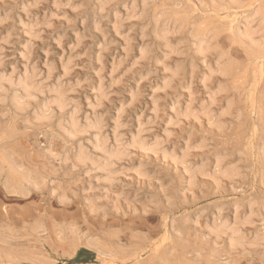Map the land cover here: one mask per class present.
Returning a JSON list of instances; mask_svg holds the SVG:
<instances>
[{
	"label": "rangeland",
	"instance_id": "374dc122",
	"mask_svg": "<svg viewBox=\"0 0 264 264\" xmlns=\"http://www.w3.org/2000/svg\"><path fill=\"white\" fill-rule=\"evenodd\" d=\"M94 1L100 2V0H0V18H1L0 20L2 21L0 22V44H1L0 48L1 50H3L2 52L4 53L3 54L1 52L2 54L1 57L3 56L4 58H1L3 61L2 62L3 64L0 69V72L4 71V73H10L9 71H12L13 69L12 66H14L15 70L17 69L15 71V74L17 75L18 72H19L18 74H21L22 71H24L23 68L27 66H28L27 68L29 67L31 68L32 66L36 65L34 67L38 69L37 73L38 72L40 73V71H42L41 72L42 74L38 73V76L36 77V79H39L41 80L40 82H42L43 80L46 79L44 75L47 76L46 74L47 70H45V67H47V65H52L54 66L53 67L54 71L52 72L53 74L51 75V78L53 81L51 80L50 77H49L50 80L48 79L47 83H45L46 80L43 81L44 88L45 86L46 88H49L50 85L51 86L54 85L56 81L58 80V78H59L58 83H60L62 86L65 85L63 87H65V89L67 90L68 89L70 90L71 87L75 88V85L77 84L78 87L76 86L77 87L75 88L76 91H74L75 89H71L74 92L70 90V93H69L68 92L69 90H68L67 96H69V99H73L74 101L76 100V102L79 101L78 104L81 107L80 108L81 114H79V119L81 122L84 120V119L82 120V118L85 117L83 116L85 115L84 113H87L86 115H92V116L93 114H96V115L98 114L99 116H103L104 126H105L103 131L109 137V139H112V136H113L112 129H114L115 124L119 118L121 125L123 124L124 126V123H125L124 127L121 126L124 129H121L120 131L123 132V133L121 132L122 135L125 134L124 139L128 140V138L131 137L130 135L136 133L135 129L139 127L138 124L140 123L141 120H142L141 125H143L144 122L146 123V121L150 119L148 120L149 124L147 123L146 125L144 123L143 125L146 128V129L144 128L146 130V133L150 131L147 133L148 134L147 135V134H144L145 133V130H144L143 132L144 139L148 137L147 141L148 140L152 141L155 139V137H157L156 139H159L161 141V138H162V140L164 141L162 143L164 144L163 145L161 144L160 145L161 148L159 147L157 151H154L156 152L157 156L155 154L153 155L154 152H151L152 154L149 153L143 156L140 154L135 155L132 153L131 156L132 157L134 156V158L130 156V160H129L130 162L126 161L127 164H124L125 162L123 161L122 163H120L121 161L118 162L119 165H117L116 168L117 169L120 168L119 170H121L122 167H123L122 169L126 168L127 170L125 169L126 170L125 172H127V174L123 172L121 174L122 176L119 175L118 177L115 178L116 181L114 180L112 182H109L108 184V182L106 183L104 176L101 173L95 172L93 170L91 171L92 173H90V169H88L86 166L80 165L78 161H75L76 158L74 157H76V155L75 154L73 155V153H76L78 142L76 140H72L73 141L72 142L70 140H64L60 138L58 135V131H55L57 129L55 130L53 129L56 127V123L54 122L47 123V124L38 123L32 117L33 113L31 116L32 118L30 117L31 115L30 112H33L31 110H28L30 112L27 111L25 113H20L21 116L17 117L16 115L18 114V112L14 111L13 108L9 106L10 105L9 103L6 102L7 104L6 103L1 104L0 105V149L7 151L8 155L9 154L12 155L11 158L13 157L12 159L16 165L20 167L22 164V167L20 168L26 171L28 170V172H31L32 174L29 173L30 175L29 174L28 175L31 176V179L33 182H35L36 184L38 183L37 185H39L40 182H42L41 184L43 185L42 186L39 185L40 187L38 186V189L35 190V192H33L32 190L31 191L32 195H28L25 197H19V199H16V200H6L0 197V229H2L0 231L1 232L0 234H4V236L0 235V239L3 238L2 240L4 242L6 241L4 243L1 240L2 242H0V247L2 248H0V253L5 254V251L6 253L11 252L10 254L18 258L19 261L17 264H23L25 261L26 262L24 264H37V263L39 264L41 262L42 264L43 262L44 264H107V263L108 264H122V263L123 264H126V263L127 264H139V263L143 264L144 261H145V264H147L150 262L149 261L150 258H151L152 264L153 263L154 264H158V263L159 264H171V263L172 264H185V263L188 264L189 261H190L189 264H193V263L194 264H204L205 262H206L205 264L207 263L211 264L210 260L212 264H215V263H218V264H229V263L230 264H264V258H263L264 257V251H263L264 247H259L258 245L256 246V248L251 247V249L248 250L249 247L230 246V244L227 243L229 242L228 236H225L224 238L222 237L223 239L214 238V236L212 235L213 233L211 232L212 233L211 234L210 232H208V229H207L212 226L213 224L212 219L218 221L221 218L224 220H229L231 222V220L233 219L232 214L234 210L236 209L234 204L237 205L236 207L240 208L239 209L240 213L242 216H244L248 211L246 209H248L250 202L252 203L255 200L256 201L260 200L261 202L262 201L264 202V197H263L264 196V187H263L264 183H262V181L264 182V172H263L264 171V164H263L264 156H263V150H262L263 149L262 145H264V142H263L264 140V137H263L264 135V128H263L264 126L263 117L264 116L263 115L264 113L263 112L264 111L262 110L264 109L262 108L264 107V104H263L264 101H263V97H261L263 96L262 93H264L262 92V90L264 89V83H262L264 82V79H263L264 71L260 72L261 70L260 68L263 67L262 64H264V62L260 60H259L260 62L259 61L257 62L256 60H254L255 61L254 62L252 58H249L247 56L246 47H244V45L239 43L237 40L236 41L239 44L236 45L237 42L232 40L233 33L238 32L239 30L241 31L242 30L241 27H245L247 24H250L249 22H256L254 23V25L253 24L251 25L253 29H255V27L258 26V23H259L257 22L258 19L256 18V15H253V13H256L254 11H257L259 7H264V4H262L264 0L262 1L260 0L243 1L242 0V3L247 2L248 4L241 3V5L238 7L231 6L227 0H223L225 1L224 4L222 1L221 3L216 4V5L215 4L212 5L211 3L205 0H204V3L201 0H195V1H198L197 3L194 0H176V1L175 0L173 1L172 0H145V1L144 0H133L132 2L131 0H122V1L119 0L118 2L117 0H115L113 1L114 3H110V4L106 3L107 0L106 1L103 0L102 2H100V4L99 2H97L99 6L95 5L96 3H93ZM141 1H142V4H143V1L145 2L144 9L147 7L149 8L150 6L154 7L155 5L157 8L154 7L151 10V7H150L149 9L152 12L149 11L148 8L145 10H143L142 8V14H140L141 7L143 6V5L141 6ZM91 2L93 5L90 4ZM176 2L178 3L176 4ZM257 2H259V5ZM87 3L93 8L92 10H91V7L89 8V6H87ZM146 3H149V6L148 4L146 5ZM161 3L162 5H164L163 7ZM167 3H169V5ZM201 3L204 6L203 8L201 7ZM174 4H175V8L173 6ZM256 4H257V8H256ZM129 5H130L129 9L131 10L127 9ZM220 5H221V8H218L220 7ZM112 6H114L115 8L114 7L112 8ZM123 6L125 7V9ZM165 6H166V9L164 8ZM98 7L99 9L102 7L101 8L102 10H99ZM105 7H106V10H105ZM254 7L256 10L254 9ZM108 9H111V10H108ZM123 9L126 11H123ZM174 9L176 10L173 11ZM115 10L116 11L118 10L117 12L119 13H117ZM146 10L148 11V13H146ZM153 10L154 12H159L158 10H160V12L163 10L165 12L172 10L168 13H177L178 15H182L183 17H185L184 19L187 23L186 29H184L183 32L182 31L179 32L177 27H174L172 24H168L167 28L170 31V34L168 35L169 37H167V40L165 41V39L162 37L160 33L162 25L161 24L158 25L159 27L156 28L157 30L154 28L155 26H154V23L152 22V16L154 14ZM239 10H241V12L248 10L246 12L248 13V16L245 12L240 13ZM131 11L132 12L134 11L133 13L135 15L132 14ZM199 11H200V14H199ZM218 11L220 14H217ZM5 13L7 14L5 15ZM81 13H84L83 17ZM101 13H103L102 16H101ZM138 13H139V16H136L138 15ZM201 13H203L205 16ZM108 14L110 17L108 16ZM118 14H121V15H118ZM183 14H186V15H183ZM3 15L6 18L3 17ZM88 15L90 16L93 15V16L90 17ZM145 16L147 17V19ZM114 17H116L115 20H114ZM130 17L131 18L137 17L136 21H134L135 20L134 18L132 20ZM140 17L144 18L143 22L142 20H140L142 19ZM250 17H252L253 19L256 18L257 20L255 19V21H253V19H251ZM9 18L11 19L9 20ZM3 19L4 21L5 19L7 21L4 22ZM99 19L101 21H99ZM218 19H219V22H217ZM241 19H246L243 21L244 22L246 21L247 24L244 25L245 23L243 22L244 23L243 24ZM250 19L251 21H249ZM84 20L85 21L87 20V22H85ZM149 20L151 21L149 22ZM200 21L201 22L203 21V22L201 23ZM236 21L237 22L239 21L238 26H237ZM83 22L84 24H82ZM204 22L205 24H203ZM220 23L223 24L224 26H222ZM233 23L234 25L232 26ZM94 24L95 26H97V28L96 27L93 28ZM208 24H210L208 27H214V28L217 27L218 30H220V32H218L220 33L218 34L220 35L219 36L220 38H218L220 41L217 39L216 43L217 45L219 44L220 46H223V47H220L218 45L229 56L232 62L231 69H233V71H236L235 75L234 73L233 75L231 73L229 76L225 78L223 76H221L220 78L221 74H219L220 72L217 70V68L218 66H220L221 62L218 61L217 59L218 56H217V53H215L216 51L209 52L211 54L210 55L211 57L208 55L209 53L203 54V57H202V55L200 54L198 55L196 51L197 50L195 47L196 44L193 41H190L191 37L189 36L191 35L189 34H191L193 30L199 27V25L201 27L202 26L206 27ZM135 26H136V29H133L135 28ZM121 28L123 31L121 30ZM95 29L96 31H94ZM97 29L100 31H98ZM226 29L227 31H225ZM230 29L232 30V32ZM116 31L117 32L119 31V33L117 34ZM26 33H29V34H26ZM30 33H31V36H29ZM222 33L223 35H227V37L225 36L226 37L225 40H224V36H222ZM8 34H10L9 37H7ZM100 34L101 36H99ZM129 34L130 36L135 35L136 37L135 36L130 37ZM179 34L181 35L179 36ZM76 35L79 38H77ZM105 36L107 38H105ZM6 37H7V40L5 41ZM103 37L105 39H103ZM138 37L140 40L138 39ZM176 37L177 38L179 37L180 39L179 38L177 39ZM77 39H79V42H77ZM131 39L134 43L130 42ZM3 40H4V43H3ZM157 41L159 42V44L157 43ZM232 41L234 42V44L232 43ZM147 42L150 45H148ZM230 42L234 46H231ZM165 43H168V44H165ZM178 43L180 44L178 45ZM138 45H140V47ZM159 45L161 46V48ZM24 46L25 47L29 46L30 48V55H27L29 58H27L26 54L23 53V51L25 50V48L23 49ZM127 47L129 48L127 49ZM140 48H143V50L144 48H148V51H147L148 53L145 54L147 55V57H145L142 54V49ZM169 48L171 49L174 48V49L171 50ZM168 49L171 50L172 52L169 53ZM228 49L229 51H227ZM130 50L131 51L134 50V52L132 51L131 53ZM182 50L183 52H181ZM139 51L141 52L139 53ZM191 52L194 53L192 54L194 57L190 55ZM212 52L214 55L212 54ZM229 52L232 54H230ZM149 53H150V56H149ZM140 54L143 55L144 57L143 59ZM164 54L165 56L168 57V59L167 57H164ZM177 55L180 56L181 58L177 57ZM23 56H26L27 59ZM139 56L141 57V59ZM241 56L243 60L240 58ZM174 57H176L177 59ZM68 58L69 60H71L70 61L71 64L69 65V69H68V72L70 73L66 74L69 76H66L64 75L62 67L69 61ZM162 58L163 60H161ZM136 59H139L137 63H136ZM149 60H151L150 61L151 63L149 62ZM244 60L246 62L248 61L249 64L251 63V65L252 64L253 65L250 67L248 62L246 63ZM250 60L252 62H250ZM165 61H168V62H165ZM213 61L214 62L217 61L216 63L218 65H214L215 63ZM243 61H244V65H242ZM25 62H27V64ZM188 64L191 67L187 66ZM203 64L205 65L204 67L206 68L202 66ZM207 64L210 66V67L208 66L209 67L208 70L209 69L214 70V71L210 70L212 73L215 71L216 73L219 72L217 74L213 73L211 75L210 83H208L209 86H207L208 84H206L205 82H202V77H201V76H204V77L207 76L208 73L210 72V71L209 72L207 71ZM254 64L256 66L258 65V67H256ZM9 65H11V67ZM172 66L174 68L177 66L179 68H182L183 66L182 69L183 70L185 69V70L184 71L182 70L181 73L178 74V77L176 76L175 78L170 79L171 75L170 73H168L167 70L168 69L171 70L173 68ZM186 66H187V69L184 68ZM254 66L256 69L254 68ZM166 67L167 68L169 67V68L167 69ZM189 68L193 69V71L189 70ZM245 68L248 69L249 71L245 70ZM251 69L253 70V72ZM254 70H255V73H254ZM164 71L165 73H163ZM200 71H204V72H200ZM233 71L231 70V72ZM190 72L194 74H190ZM237 74L238 76H236ZM181 75H182V78H181ZM187 75L189 76L187 77ZM196 76H199V77L197 78ZM16 77L17 76H15V78ZM233 77L235 78V80L231 82L232 79H234ZM239 77H242V78H239ZM60 78H62L64 81H62V79L60 80ZM188 78L190 80H188ZM101 80L103 81V83ZM256 80L258 81V83H256L257 82ZM61 82L62 83L64 82L65 84L64 83L62 84ZM98 83L99 84L102 83L104 85L103 86L104 98L101 97L100 99H98L99 93L97 94L95 92V91L98 92V89L96 87V86L98 87L100 86ZM164 83L166 84L168 83V84L165 87H163ZM187 83H189V85L191 86H189ZM239 83H241L240 87L238 86ZM48 84H50L49 87H47ZM215 84L216 86H214ZM224 84H225L226 89L222 93L220 92L223 95H219L220 93H218L217 94L219 96L218 97L215 94L217 96L215 98L216 102L217 101L218 102L214 104L215 106L213 105L210 107L209 105L210 99L208 98H210L212 93H215V91L217 93L218 87L220 85L224 86ZM157 85L160 87H158ZM232 85L236 87L238 86L237 89L238 88L240 89H238V91L237 90L235 91L234 89H236V87H233ZM188 86H189L191 93L188 89L187 90L189 92L186 90ZM201 86H206V87L203 88ZM231 88H232V91H231ZM167 89H170L171 91ZM258 89L261 91V93L260 91H258ZM192 90L195 92H193ZM204 90L205 92H203ZM212 90L214 92H212ZM209 91L211 95L208 93ZM71 92L73 94H71ZM236 92L239 94H236ZM161 94H163V96ZM257 95L258 96L261 95L259 96L260 101L257 100L259 99ZM44 96L43 98L45 99ZM50 96L48 95L46 96V98ZM251 96L252 97L254 96L253 97L254 99ZM192 97L195 98V99L193 98L192 111L196 114L197 117L190 116L191 118L187 117L188 119L187 118L185 119L184 116L181 117V115H183V112L185 111V106L188 105ZM173 98H175L176 100L175 99L173 100ZM153 99L160 101L159 104H157L158 101L156 102ZM92 100L96 101V103H94ZM152 100H153V103L157 104L158 106L154 105L151 102ZM228 100L232 101L230 107H232L233 109L230 108L229 111L226 112V114L224 115L225 117L220 116L221 112L225 110L226 108L225 105L227 104L225 102H227ZM98 102L101 103L102 105L101 104L99 105ZM198 102L199 104L202 102L205 104L204 110H208L209 107L211 108V111L209 112V116H207L208 115L207 113L205 116H202V112H200V106L204 104L202 103L198 107ZM251 102L255 104H252ZM90 103L93 105H91ZM174 103H175V108L179 107V112L181 114L179 118L174 117V110H171V109H174ZM95 104L99 105L97 106L100 108L99 110H97L98 108L94 106ZM86 105L89 107L91 106L90 111H89L90 108L86 107ZM233 105L235 106L233 107ZM155 106L157 108L154 109ZM206 106H208V109ZM10 108L13 110V112L12 110L10 111ZM259 108H260V111L258 110ZM94 110L95 112H93ZM5 111L8 112L7 115ZM219 111L221 112L218 113ZM121 112H122V116L118 117L121 114ZM256 112H258V114H256ZM13 113L14 114L16 113V115H13ZM153 113L154 114L157 113L156 115L157 116L159 115L160 117H157L155 115L157 117L156 118L155 116H153L154 115ZM170 113H172L173 115H171ZM2 115H6V116H2ZM25 115H27L28 118ZM11 117H13V119ZM153 117H155V119H153ZM8 118H9V121L11 120L10 122L8 121ZM183 118H184V121L182 122V120L180 119H183ZM14 119L15 121H13ZM23 119L25 120L23 121ZM27 119L28 121H26ZM138 119L140 120L138 121ZM5 120L7 121L5 122L7 124H3ZM168 120H172V123L171 121L169 122ZM259 120L261 121L263 125H261ZM22 121L25 123L27 122V123L23 124ZM33 121H35L36 123ZM167 121L172 125H169ZM216 121L217 123L215 124ZM14 122H16V125ZM8 123L11 124L9 128L6 126V125H10ZM34 123L37 125V128ZM112 123L114 124V126L111 125ZM32 124L33 126L35 125V127H32ZM47 125L48 127L49 125H52V126L48 128ZM13 126H15L14 127L15 129H13ZM44 127L45 128L47 127V129H45ZM11 128H12V131H11ZM40 128L41 130L42 129L45 130L48 134L44 132L43 130L42 131L39 130ZM125 128L126 129L128 128V130H125ZM250 128L252 131L255 128L256 130L252 132ZM259 128L261 131L259 130ZM109 129L112 131L109 132ZM163 130L165 131L169 130L167 131L169 132L167 133L169 135L166 134L167 135L166 136L165 135L166 132L165 131L162 132ZM39 131L43 133H40ZM8 132H10V135ZM51 132H52V135H51ZM249 132L252 135L248 134ZM1 133L4 134L6 137L4 135L2 137ZM54 133H56L55 135H57L58 138H56L57 136L54 137L55 136L53 135ZM253 133H254V136H253ZM42 134H44V136L47 134L45 136L46 138L48 137H53V138L46 139L45 137H43L42 139V136H43ZM163 134L165 136H163ZM145 135L147 137H145ZM59 138L62 139L63 141L62 140L60 141ZM45 140H49V141H45ZM247 140H248V143H246ZM75 141H76V144L74 143ZM151 141L150 143L152 144L153 141L152 142ZM61 142H63L64 145H62ZM259 142L261 143L263 142V144L260 145ZM44 143L46 144L44 145ZM187 145L190 147L189 148L190 150L188 149V152H187L189 154L186 160L182 162L181 160H179L181 159V157L178 158V156H180L181 153L186 150L185 147ZM255 147H257V149ZM47 148L48 150H50L49 154L51 155L48 154V151L46 154ZM161 149L165 152L166 150L168 151L166 152L167 156L170 155L171 153V152L169 153L170 150L175 151V156L177 160L180 161L178 162L176 160L177 161L176 163L180 164L182 162L180 164L182 166L180 167L176 163L174 164L173 161L169 162V160L171 161V159L166 158L167 156L165 157L166 158L165 160V158L163 157L164 155L161 156L162 154L161 152H163ZM179 151H180V154H179ZM64 152H66V154ZM17 153H19L20 158H22V160H19L20 158ZM252 154H254L255 156ZM260 154L262 155L260 156ZM64 155L65 156L67 155L68 157L67 156L65 157ZM73 158L75 160H73ZM218 158L224 159V163L221 167L216 166V161ZM16 160L20 163H16L17 162ZM245 160L247 161V163L245 162ZM139 161H141L140 164L138 163ZM203 161H204V164L207 165V172H209L208 174H205L204 176L205 177L209 175L210 176L207 177L206 179L204 177L196 178L194 182L195 185L189 182V179H188V182L194 185L191 187L189 183H186L187 178L190 175L187 174L188 173L187 171L185 172L186 173L185 175L184 171L187 170V167L191 170L196 164L197 165L195 166V168L200 167L201 163L203 164ZM130 163L132 166L130 165ZM137 163H138V166L141 165V163L142 165H144V167L141 165L143 170L145 168L144 170L145 173L143 172L144 175H142V172L141 174L139 173L140 176L141 175L143 176L142 178H140L139 174H137L138 177H136L137 175L135 174L136 173L135 169H136ZM24 164L28 167H26ZM230 164H232V166ZM176 165L179 167H177ZM228 165H230V167L235 166L238 169V174L235 175V178H233L234 177L233 176L232 179L231 178L223 179L225 182L221 180V182L219 183L220 185H218L219 187L218 186L215 187L213 184L215 182L214 181L215 179H213L212 176L215 178L216 177L215 174L218 171L221 173L225 169L224 167L226 166L227 168ZM261 165L263 167H261ZM212 166H214L215 168ZM248 166H249V169H247V171L243 170V168L246 169L248 168ZM130 167L134 168V170L132 169L133 172L130 171L131 169L128 170V168ZM182 167L185 168V170L182 169ZM219 168L221 169V171ZM211 169L214 170L212 172L214 175H212ZM260 170H263V171H260ZM34 174H37V175H34ZM261 174L263 175L262 176L263 179L259 177L261 176ZM33 176L35 180L32 178ZM37 176H39L40 178H38ZM99 176L103 178L100 179ZM13 179H16V177L14 176ZM103 179L105 182L103 181ZM212 180H213V183H212ZM260 182L262 185L260 184ZM173 196L174 198H172ZM257 196H260V197H257ZM60 197L61 199L64 197L63 198L64 200L62 199L63 202H61ZM65 198H66V201H65ZM170 198H172L173 200H171ZM249 199H252V200H249ZM240 200L241 201L243 200L242 203H239L241 202ZM166 202L171 203V204H168V203L165 204ZM243 202L245 203L243 204ZM227 205H229V207ZM233 206H234V209H233ZM215 208L220 210L221 213L216 211L217 209ZM172 220L173 222L175 220V222L173 223L174 224L173 228L171 226L173 225L171 224ZM176 220H177V223H176ZM263 220L262 219L260 220L259 218L256 221H254V223L252 224L253 228H252V225L249 227H246L244 230L245 232L243 233L244 237L249 236L246 238L247 239L249 238V240H251L252 237L254 238V235L256 233H257L256 235L261 234L260 236L264 237ZM35 222L38 224H35ZM255 222L257 223L261 222L262 224L259 223L258 225ZM28 225L29 226L31 225V226L29 227ZM206 225L207 226L210 225V227H206ZM256 225L259 227L256 228ZM40 226L42 229H40ZM166 226L167 228H165ZM170 226L172 230L174 229V227L177 228V229L175 228L176 229V231H174L175 234L173 233L172 230L169 231ZM30 228H32V230ZM11 229L17 234H15L14 232H11L12 231ZM60 229L62 230V234L59 233L61 232ZM255 229L258 231H255ZM36 230H38L39 232L38 231L36 232ZM70 231L72 232L73 235L71 234ZM165 231L169 233L167 234ZM8 232H10V234ZM11 233H14V234H11ZM25 233L28 235H26ZM36 234H38L39 236L37 237ZM178 234L180 235V238L175 236ZM8 236L9 237L11 236V238H9ZM5 237L7 238V240L6 239L4 240ZM95 238L96 240H94ZM91 239H93L92 240L93 243H96L97 241V244H98L97 245L98 247H96L97 251L94 247L91 248V246H89L90 244H88L89 243L88 241H90ZM90 243L92 242L90 241ZM173 245H175V247ZM260 246H264V242H262ZM229 247H232V248L229 249ZM158 248L159 249L161 248L162 250L161 249L159 250ZM258 248L261 250H258ZM231 249L232 251H230ZM242 249H243V252H242ZM261 251L262 253H260ZM164 252H166L168 255H166V253ZM21 253L24 254L25 256L22 255ZM262 254H263V257H262ZM152 255L154 258L152 257ZM224 255L226 258L224 257ZM21 256L22 257L24 256V257L22 258ZM155 256L156 257L162 256V257H165L166 259L168 258V261H165L166 263H162L160 260H156ZM108 258L110 259L108 260ZM196 258L197 259L199 258V260H197ZM143 259H146V260H143ZM27 260L28 261L32 260L33 262L32 261L27 262Z\"/></svg>",
	"mask_w": 264,
	"mask_h": 264
},
{
	"label": "bare ground",
	"instance_id": "6f19581e",
	"mask_svg": "<svg viewBox=\"0 0 264 264\" xmlns=\"http://www.w3.org/2000/svg\"><path fill=\"white\" fill-rule=\"evenodd\" d=\"M103 0H100V2H102ZM106 1V0H105ZM113 1H115V0H107V2L106 3H114ZM119 0H117V2H118ZM120 1H122V0H120ZM133 0H131V2H132ZM145 1V0H144ZM143 1V4H142V1H141V13L140 14H142V8H143V10H145V9H147V8H145L144 9V4H145V2ZM173 1V0H172ZM176 1V0H175ZM195 1V0H194ZM201 1H203V3H204V0H201ZM205 1H208L209 3H211L212 5H216V4H219V3H221L223 0H205ZM228 2H229V4L231 5V6H234V7H238V6H240L241 5V3H242V0H227ZM243 1H246V0H243ZM256 1V0H255ZM260 1H262V0H260ZM259 1V2H260ZM97 2H99V1H97ZM97 2H93V3H96L95 5H98V3ZM100 2H99V4H100ZM126 2V1H125ZM149 2V1H148ZM152 2V1H151ZM163 2V1H162ZM196 3L198 2V1H195ZM259 2H257L258 3V5H259ZM79 3V2H78ZM104 3V2H103ZM124 3V2H123ZM140 3V2H139ZM153 3V2H152ZM178 2H176V4H177ZM180 3V2H179ZM184 3V2H183ZM186 3V2H185ZM189 3V2H188ZM208 3V4H209ZM225 3V1H223V4ZM244 3V2H243ZM242 3V4H243ZM247 2H245L244 4H246ZM85 4V3H84ZM90 4H92V2L90 3ZM120 4V3H119ZM125 4V3H124ZM124 4H122V5H124ZM130 4V3H129ZM133 4V3H132ZM131 4V5H132ZM136 4V3H135ZM134 4V5H135ZM148 4V6H149V3H146V5ZM155 4H156V2H155ZM168 5H169V3H167ZM207 4V3H206ZM210 4V5H211ZM248 4V3H247ZM255 4V3H254ZM262 4H264V1H263V3ZM261 4V5H262ZM93 5V4H92ZM113 5V4H112ZM117 5V4H116ZM115 5V6H116ZM151 5H153V4H151ZM161 5H162V3H161ZM184 5V4H183ZM182 5V6H183ZM227 5H228V3H227ZM82 6H84V5H82ZM87 6H89V8L91 7L90 5H88V3H87ZM99 6V5H98ZM109 6V5H108ZM111 6V5H110ZM120 6V5H119ZM133 6V5H132ZM164 5H162V7H163ZM174 6V8H175V4L173 5ZM180 6V5H179ZM225 6H226V4H225ZM224 6V7H225ZM254 6V5H253ZM94 7V6H93ZM95 7H97V6H95ZM104 7V6H103ZM114 6H112V8H113ZM124 7V6H123ZM129 7H130V5L128 6V8L127 9H129ZM134 7V6H133ZM133 7H132V9H133ZM151 7V6H150ZM149 7V8H150ZM155 8H157L156 7V5L154 6ZM154 7H151V10L154 8ZM159 7V6H158ZM187 7V6H186ZM185 7V8H186ZM198 7V6H197ZM201 7L203 8L204 6H203V4L201 3ZM217 7V6H216ZM230 7V6H229ZM102 8V7H101ZM99 9V7H98V9L99 10H102V9ZM115 8V7H114ZM120 8V7H119ZM118 8V9H119ZM148 8V9H149ZM165 9H166V6L164 7ZM168 8V7H167ZM171 8V7H170ZM173 8V7H172ZM209 8V7H208ZM218 8H221V5H220V7H218ZM233 8V7H232ZM243 8V7H242ZM253 8V7H252ZM256 8H257V4H256ZM93 8L91 7V10H92ZM97 9V8H96ZM124 9H125V7H124ZM123 9V11H126V10H124ZM135 9H136V7H135ZM138 9V8H137ZM205 9V8H204ZM224 9V8H223ZM231 9V8H230ZM251 9V8H250ZM254 9H255V7H254ZM253 9V10H254ZM86 10V9H85ZM105 10H106V7H105ZM108 10H111V9H108ZM107 10V11H108ZM114 10V9H113ZM129 10H131V9H129ZM150 9H149V11H151ZM176 9H174L173 11H175ZM179 10V9H178ZM184 10V9H183ZM186 10V9H185ZM196 10H197V8H196ZM201 10V9H200ZM221 10V9H220ZM219 10V11H220ZM225 10V9H224ZM242 10V9H241ZM241 10H239V12L240 13H243V12H247L248 10H246V11H243V12H241ZM256 10V9H255ZM6 11V10H5ZM4 11V12H5ZM116 11V10H115ZM118 11V10H117ZM116 11V12H117ZM159 12H154V10H153V12H154V14H153V16H152V22L154 23V28L156 29L157 27H159L158 25H162V28H161V35H162V37L165 39V41L167 40V37H169L168 35L170 34V31L168 30V28H167V25L168 24H172L174 27H177V29H178V31L180 32V31H184V29H186V25H187V23H186V21H185V17H183L182 15H178L177 13H168V12H170V11H172V10H170V11H167V12H165L164 10L163 11H161L160 12V10H158ZM180 11H181V9H180ZM189 11V10H188ZM219 11H218V13L217 14H220L219 13ZM251 11V10H250ZM3 12V11H2ZM103 12H104V10H103ZM113 12V11H112ZM128 12V11H127ZM132 12V11H131ZM134 12V11H133ZM132 12V14H134ZM137 12H139V11H137ZM145 12V11H144ZM152 12V11H151ZM177 12V11H176ZM205 12V11H204ZM212 12V11H211ZM225 12V11H224ZM224 12H222V13H224ZM254 12H256V13H253V15H256V18L258 19H256L255 17V19L257 20V22H259L258 23V26L257 27H255V29H253L252 28V24L254 25V23H256V22H249L250 24H247V22L245 21H243V20H246V19H241V21H242V23L244 24V25H249V26H245V27H241L242 28V30L240 31H238V32H234L233 33V39L232 40H234V41H238L239 43H241V44H243L244 45V47H246V54H247V56L249 57V58H252L253 59V61L254 60H256L257 62L260 60V61H263L264 62V36H263V34H264V7H259L258 9H257V11H254ZM86 13V12H85ZM93 13V12H92ZM117 13H119V12H117ZM136 13V12H135ZM146 13H148V11L146 10ZM197 13V12H196ZM206 13V12H205ZM209 13V12H208ZM207 13V14H208ZM229 13V12H228ZM228 13H226V14H228ZM230 13H232V12H230ZM235 13V12H234ZM244 13V14H245ZM7 13H5V15H6ZM82 14V17L84 16L83 14L84 13H81ZM102 14L103 13H101V16H102ZM105 14H107V13H105ZM122 14V13H121ZM121 14H118V15H121ZM144 14V13H143ZM180 14V13H179ZM198 14V13H197ZM199 14H200V11H199ZM201 14H203V13H201ZM225 14V15H226ZM247 14V16H248V13H246ZM65 15V14H64ZM97 15V14H96ZM117 15V14H116ZM123 15H125V14H123ZM126 15H127V13H126ZM135 15V14H134ZM183 15H186V14H183ZM189 15V14H188ZM204 15V14H203ZM209 15V14H208ZM207 15V16H208ZM212 15V14H211ZM230 15H232V14H230ZM236 15H237V13H236ZM77 16V15H76ZM88 16H90V15H88ZM91 16H93V15H91ZM90 16V17H91ZM98 16V15H97ZM108 16H109V14H108ZM115 16V15H114ZM132 16V15H131ZM136 16H139V13H138V15H136ZM205 16V15H204ZM215 16V15H214ZM220 16V15H219ZM235 16V15H234ZM239 16V15H238ZM252 16V15H251ZM1 17H2V15H1ZM3 17H5L4 15H3ZM78 17V16H77ZM90 17H88V18H90ZM110 17V16H109ZM112 17H113V15H112ZM144 17V16H143ZM146 17V16H145ZM149 17V16H148ZM188 17V16H187ZM211 17V16H210ZM218 17V16H217ZM221 17V16H220ZM6 18V17H5ZM96 18V17H95ZM100 18V17H99ZM115 18L116 17H114V20H115ZM131 18V17H130ZM135 20L134 21H136V18L137 17H133ZM133 18H131L132 20H133ZM140 18H142V17H140ZM198 18V17H197ZM201 18V17H200ZM212 18V17H211ZM249 18V17H248ZM251 19H253L252 17H250ZM1 19V18H0ZM8 19V18H7ZM11 18H9V20H10ZM93 19V18H92ZM143 19L144 18H142V19H140V20H142V22H143ZM146 19H147V17H146ZM145 19V20H146ZM149 19H151V18H149ZM196 19V18H195ZM227 19V18H226ZM251 19L249 20V21H251ZM255 19H253V21H255ZM117 20V19H116ZM120 20V19H119ZM138 20H139V18H138ZM137 20V21H138ZM199 20V19H198ZM206 20V19H205ZM204 20V21H205ZM208 20V19H207ZM210 20V19H209ZM221 20V19H220ZM238 20V19H237ZM248 20V19H247ZM3 21H4V19H3ZM5 21H7L6 19H5ZM4 21V22H5ZM85 21V20H84ZM95 21V20H94ZM98 21V20H97ZM99 21H101L100 19H99ZM98 21V22H99ZM131 21V20H130ZM151 20H149V22H150ZM0 22H2L1 20H0ZM12 22H13V20H12ZM85 22H87V20L85 21ZM92 22H93V20H92ZM103 22V21H102ZM101 22V23H102ZM119 22V21H118ZM128 22V21H127ZM189 22V21H188ZM201 22V21H200ZM203 22V21H202ZM201 22V23H202ZM208 22V21H207ZM217 22H219V19L217 20ZM91 23V22H90ZM94 23H96V22H94ZM104 23V22H103ZM120 23V22H119ZM131 23V22H130ZM146 23V22H145ZM190 23V22H189ZM188 23V24H189ZM197 23H199V22H197ZM196 23V24H197ZM200 23V24H201ZM213 23V22H212ZM214 23H216V22H214ZM236 23H237V26H238V23H239V21L237 22L236 21ZM241 23V22H240ZM2 24V23H1ZM13 24V23H12ZM82 24H84V22L82 23ZM93 24V23H92ZM99 24V23H98ZM105 24V23H104ZM132 24H134V23H132ZM137 24V23H136ZM139 24V23H138ZM142 24V23H141ZM203 24H205V22L203 23ZM211 24V23H210ZM210 24H208L206 27H201L200 25H199V27H197L195 30H193L192 32H191V34H189V35H191V36H189V37H191L190 39V41H193L195 44H196V51H197V53H198V55L200 54V55H202V57H203V54H208L210 51H213V52H215V53H217V56H218V61H220L221 62V64H220V66H218V68H217V70L220 72H217V73H219V74H221L220 75V78H221V76H223L224 78L225 77H227V76H229L231 73H232V75H233V73H234V75H235V72L236 71H233V69H231V60H230V58H229V56L227 55V53H225L224 52V50H222V48H220V47H223V46H220L219 44V46L217 45V43H216V40L218 39V38H220L219 36L220 35H218V34H220V33H218V32H220V30H218V28L216 27V28H214V27H208ZM221 24V23H220ZM223 24H224V22H223ZM223 24H221L222 26H224ZM86 25V24H85ZM84 25V26H85ZM97 25V24H96ZM120 25V24H119ZM124 25V24H123ZM127 25V24H126ZM228 25V24H227ZM234 25V23L232 24V26ZM242 25V24H241ZM11 26V25H10ZM128 26V25H127ZM131 26V25H130ZM146 26V25H145ZM229 26V25H228ZM24 27H25V25H24ZM92 27V26H91ZM97 28V26H95V24H94V26H93V28ZM99 27V26H98ZM101 27V26H100ZM115 27V26H114ZM121 27V26H120ZM133 27H134V25H133ZM149 27H150V25H149ZM189 27H190V25H189ZM196 27V26H195ZM123 28V27H122ZM122 28H121V30H122ZM153 28V29H154ZM191 28H192V26H191ZM230 28V27H229ZM32 29V28H31ZM30 29V30H31ZM90 29V28H89ZM124 29V28H123ZM133 29H136V26H135V28H133ZM159 29V28H158ZM188 29V28H187ZM194 29V28H193ZM236 29V28H235ZM240 29V28H239ZM98 30V29H97ZM100 30H101V28H100ZM100 30H98V31H100ZM118 30V29H117ZM120 30V31H121ZM147 30V29H146ZM151 30V29H150ZM157 30V29H156ZM231 30V29H230ZM29 31V30H28ZM27 31V32H28ZM94 31H96V29L94 30ZM97 31V32H98ZM104 31V30H103ZM123 31V30H122ZM138 31V30H137ZM142 31V30H141ZM186 31V30H185ZM190 31V30H189ZM223 31V30H222ZM225 31H227V29L225 30ZM235 31V30H234ZM237 31V30H236ZM30 32V31H29ZM92 32H93V30H92ZM117 32V31H116ZM132 32V31H131ZM131 32H130V34H131ZM135 32V31H134ZM139 32V31H138ZM143 32V31H142ZM177 32V31H176ZM231 32H232V30H231ZM85 33V32H84ZM100 33V32H99ZM103 33H105V32H103ZM119 33V31L117 32V34ZM174 33V32H173ZM178 33V32H177ZM188 33V32H187ZM224 33V32H223ZM223 33H222V36H224V40L226 39V37H227V35H223ZM11 34V33H10ZM10 34H8V36L7 37H9V35ZM26 34H29V33H26ZM94 34V33H93ZM96 34V33H95ZM120 34H121V32H120ZM119 34V35H120ZM130 34H129V36H130ZM134 34V33H133ZM136 34V33H135ZM144 34V33H143ZM152 34V33H151ZM153 34H155V33H153ZM159 34V33H158ZM182 34V33H181ZM181 34H179V36L181 35ZM225 34V33H224ZM12 35V34H11ZM105 35V34H104ZM140 35V34H139ZM142 35V34H141ZM147 35V34H146ZM218 35V36H217ZM29 36H31V33H30V35ZM84 36V35H83ZM99 36H101V34L99 35ZM127 36V35H126ZM133 36H135V35H133ZM133 36H130V37H133ZM143 36V35H142ZM176 36V35H175ZM187 36V35H186ZM217 36V37H216ZM226 36V37H225ZM7 37L5 38V41L7 40ZM76 37L77 38H79L77 35H76ZM81 37V36H80ZM93 37V36H92ZM97 37V36H96ZM125 37V36H124ZM128 37V36H127ZM136 37V36H135ZM228 37H229V35H228ZM105 38H107L106 36H105ZM104 37H103V39H105ZM156 38V37H155ZM160 38V37H159ZM177 38V37H176ZM179 38V37H178ZM177 38V39H178ZM231 38V37H230ZM2 39V38H1ZM10 39V38H9ZM8 39V40H9ZM81 39V38H80ZM99 39V38H98ZM138 39H139V37H138ZM157 39V38H156ZM163 39V40H164ZM180 39V38H179ZM223 39V38H222ZM229 39V38H228ZM228 39H227V41H228ZM96 40V39H95ZM129 40V39H128ZM136 40V39H135ZM140 40V39H139ZM138 40V41H139ZM142 40V39H141ZM187 40V39H186ZM219 40V39H218ZM230 40V39H229ZM80 41H82V40H80ZM92 41H93V39H92ZM105 41V40H104ZM107 41V40H106ZM148 41H150V40H148ZM161 41H162V39H161ZM220 41V40H219ZM236 41V42H237ZM77 42H79V39H77ZM130 42H133L132 41V39H131V41ZM155 42V41H154ZM180 42H182V41H180ZM218 42V41H217ZM236 43V45L237 44H239V43ZM3 43H4V40H3ZM7 43H8V41H7ZM81 43V42H80ZM93 43V42H92ZM134 43V42H133ZM146 43V42H145ZM157 43L159 44V42L157 41ZM187 43V42H186ZM192 43V42H191ZM220 43V42H219ZM231 43V42H230ZM232 43L234 44V42L232 41ZM232 43H231V46H234V45H232ZM32 44V43H31ZM30 44V45H31ZM105 44V43H104ZM147 44L148 45H150L148 42H147ZM154 44V43H153ZM156 44V43H155ZM165 44H168V43H165ZM180 43H178V45H179ZM228 44H229V42H228ZM1 45V44H0ZM28 45V44H27ZM80 45V44H79ZM99 45V44H98ZM131 45V44H130ZM164 45V44H163ZM183 45V44H182ZM191 45V44H190ZM189 45V46H190ZM235 45V46H236ZM78 46V45H77ZM139 47H140V45H138ZM143 46V45H142ZM145 46V45H144ZM147 46V45H146ZM155 46V45H154ZM160 46V45H159ZM166 46V45H165ZM170 46V45H169ZM194 46V45H193ZM2 47V46H1ZM152 47V46H151ZM168 47V46H167ZM25 48V50L24 51H26V52H24L23 51V53H25L26 54V56L27 55H30V48H29V46H24L23 47V49ZM129 47H127V49H128ZM153 48V47H152ZM160 48H161V46H160ZM175 48V47H174ZM174 48H172V49H174ZM177 48V47H176ZM236 48V47H235ZM3 49V48H2ZM139 49V48H138ZM140 49H142V54L145 56V57H147V55H145L146 53H148L147 51H148V48H144V50H143V48H140ZM151 49V48H150ZM155 49V48H154ZM169 49H171V48H169ZM168 49V51H169V53L170 52H172L171 50H169ZM182 49V48H181ZM184 49V48H183ZM237 49V48H236ZM163 50V49H162ZM3 50H1V48H0V69H1V67H2V59L1 58H4L3 56L1 57V52H2ZM131 51V50H130ZM133 52H134V50H132ZM132 51H131V53H132ZM138 51V50H137ZM150 51V50H149ZM226 51V50H225ZM227 51H229V49L227 50ZM240 51V50H239ZM141 51H139V53H140ZM167 52V51H166ZM181 52H183V50L181 51ZM213 52H212V54H213ZM3 53V52H2ZM138 53V54H139ZM159 53H160V51H159ZM159 53H157V54H159ZM185 53V52H184ZM230 53V52H229ZM228 53V54H229ZM240 53V52H239ZM239 53H238V55H239ZM4 54V53H3ZM101 54V53H100ZM174 54V53H173ZM188 54V53H187ZM192 54H194V53H192L191 52V56H193ZM230 54H232V53H230ZM141 55V54H140ZM143 55H141V57H142V59L144 58L143 57ZM161 55V54H160ZM170 55V54H169ZM189 55V56H190ZM209 56L211 55L210 53L208 54ZM214 55V54H213ZM242 55V54H241ZM26 56H23V57H25L26 58ZM149 56H150V53H149ZM232 56V55H231ZM140 57V56H139ZM141 57H140V59H141ZM153 57H154V55H153ZM160 57H162V56H160ZM164 57H167V56H165V54H164ZM177 57H180V56H178L177 55ZM188 57V56H187ZM194 57V56H193ZM207 57V56H206ZM211 57V56H210ZM27 58H29L28 56H27ZM26 58V59H27ZM71 58V57H70ZM137 58H138V56H137ZM157 58V57H156ZM174 58H176V57H174ZM181 58V57H180ZM200 58V57H199ZM205 58V57H204ZM241 59H242V56L240 57ZM239 58V59H240ZM25 59V60H26ZM167 59H168V57H167ZM166 59V60H167ZM177 59V58H176ZM197 59V58H196ZM202 59V58H201ZM206 59H208V58H206ZM215 59V58H214ZM216 59V60H217ZM68 60H69V58H68ZM67 60V61H68ZM145 60V59H144ZM143 60V61H144ZM148 60V59H147ZM161 60H163V58L161 59ZM171 60V59H170ZM183 60V59H182ZM210 60V59H209ZM243 60V59H242ZM27 61V60H26ZM71 60H69L62 68H63V72H64V75H66L67 73L69 74L70 72H68V69H69V65L71 64V62H70ZM137 61H139V59H136V63H137ZM151 60H149V62H150ZM169 61V60H168ZM168 61H165V62H168ZM181 61V60H180ZM201 61H203V60H201ZM205 61V60H204ZM207 61V60H206ZM240 61V60H239ZM245 61V60H244ZM244 61H243V63H242V65H244ZM259 61V62H260ZM120 62V61H119ZM122 62V61H121ZM148 62V63H149ZM153 62V61H152ZM157 62V61H156ZM161 62V61H160ZM179 62V61H178ZM186 62V61H185ZM214 62V61H213ZM213 62H211V63H213ZM217 61H215L214 63V65H218L217 63H216ZM238 62V61H237ZM242 62V61H241ZM241 62H239V63H241ZM246 62V61H245ZM248 62V61H247ZM246 62V63H247ZM250 62H252L251 60H250ZM255 62V61H254ZM256 62V63H257ZM262 62V63H263ZM26 64H27V62H25ZM24 63V64H25ZM151 63V62H150ZM154 63V62H153ZM219 63V62H218ZM261 63V64H262ZM6 64V63H5ZM124 64V63H123ZM133 64V63H132ZM155 64V63H154ZM184 64V63H183ZM189 64H190V62H189ZM189 64L187 65V66H189ZM248 64H249V62H248ZM259 64V63H258ZM22 65H23V63H22ZM33 65V64H32ZM31 65V66H32ZM45 65H47V64H45ZM119 65V64H118ZM160 65V64H159ZM169 65V64H168ZM201 65V64H200ZM213 65V64H212ZM211 65V66H212ZM238 65V64H237ZM250 65V67L253 65H251V63L249 64ZM255 65V64H254ZM263 65V67H261L260 69V72H263L264 71V64H262ZM10 67H11V65H9ZM25 66H27V65H25ZM34 66H36V65H34ZM34 66H32L31 68L29 67V68H27V67H25V68H23L24 69V71H22V73L21 74H18L17 73V75L15 74V71L17 70H15V68H14V66H12V71H9L10 73H4V71L3 72H0V105L1 104H5L6 102L7 103H9L10 105V107L11 108H13V110L14 111H16V112H18V114L16 115V113L14 114L13 113V115H16L17 117L19 116H21L20 115V113H25V112H27L28 110H31V111H33V112H30V111H28V112H30V117L32 116V113H33V118H34V120H36L38 123H42V124H44V123H51V122H54V123H56V127L55 126H53V127H55V128H53L54 130L55 129H57V130H55V131H58V135H59V137L60 138H62V139H64V140H70V141H72V140H76L78 143H77V150H76V153H73V155L75 154L76 155V157H74V158H76V160L73 158V160H75V161H78V163L80 164V165H83V166H86L88 169H90V173H92L91 171L93 170V171H95V172H98V173H101L103 176H104V179H105V181H106V183L108 182V184H109V182H112V181H114L115 180V178L116 177H118L119 175L120 176H122L121 174L124 172V173H126L127 174V172H125L127 169L126 168H124V169H122L123 167L122 166H120V167H122L121 168V170H119L120 168H116V166L117 165H119L118 164V162H120V163H122V161L123 162H125L124 164H127L126 163V161H129L130 160V156H131V154L133 153V154H140V155H147V154H152L151 152H154V151H157L158 150V148L160 147V145L162 144H164V143H162V142H164L163 140H162V138H161V141L159 140V139H156L157 137H155V141L154 140H152L153 141V143L151 144L150 143V141H149V143H148V141H147V136L145 135V137H147L146 139H144V134H147L148 132H150V131H148L147 133H146V128H145V126H143L144 125V123H143V125H141L142 123H141V121H140V123L138 124L139 125V127H137L136 129H135V131H136V133H134V134H132V135H130L131 137L130 138H128V140H125L124 139V136H125V134L124 135H122V131H120L121 129H124L123 127L125 126V123H124V126H123V124L121 125V123H120V120H119V118L118 117H120V116H122V112H121V114L118 116V115H116V116H118L117 118H118V120H117V122H116V124H115V127H114V129H112L113 130V136H112V139H109V137L104 133V131H103V129H104V118H103V116H99L98 114L96 115V114H93V116L92 115H86L87 113H84L85 115H83V116H85V117H83L82 118V122L80 121V119H79V114H81L80 113V106H79V104H78V102L79 101H77L76 102V100L74 101L73 99H69V96H67V93L69 92L70 93V90L71 89H75V88H77L78 87V85L76 84L75 85V88H72L71 87V89L68 91L67 89H65V87H63V86H65V85H61L60 83H58V81H59V78H58V80L56 81V83L54 84V85H50V84H48V86L47 87H49V85H50V87L49 88H46V86H45V88H44V82L43 81H45L46 80V82L45 83H47V80L49 79L50 80V78H51V75L53 74L52 72L54 71V66H52V65H47V67H45V70H47V76L46 75H44L45 76V78H43V79H45V80H43L42 82H40L41 80H39V79H36V77L38 76V73H37V70L38 69H36V67H34ZM134 66V65H133ZM164 66V65H163ZM187 66L186 67H184V68H186L187 69ZM203 67L205 66L204 64L202 65ZM209 65L207 64V71L209 72L211 69H209L208 70V68L210 67H208ZM256 66V65H255ZM255 66H254V68H255ZM173 67V66H172ZM189 67H191V66H189ZM194 67V66H193ZM199 67H201V66H199ZM202 67V68H203ZM216 67V66H215ZM239 67H241V66H239ZM243 67V66H242ZM247 67V66H246ZM249 67V68H250ZM256 67H258V65L256 66ZM61 68V69H62ZM120 68V67H119ZM167 68V67H166ZM169 68V67H168ZM167 68V69H168ZM174 68V67H173ZM171 69V70H167L168 71V73H170V75H171V77H170V79H172V78H175L176 76L178 77V74H180L181 73V71L183 70L182 68H183V66H182V68H179L178 66L177 67H175L174 69ZM195 68V67H194ZM204 68H206V67H204ZM244 68V67H243ZM242 68V69H243ZM248 68V67H247ZM10 69V68H9ZM161 69H162V67H161ZM160 69V70H161ZM237 69V68H236ZM235 69V70H236ZM241 69V70H242ZM252 69H253V67H252ZM251 69V70H252ZM256 69V68H255ZM263 69V70H262ZM185 70V69H184ZM183 70V71H184ZM189 70H192L193 71V69H190L189 68ZM205 70V69H204ZM231 70L233 71V72H231ZM240 70V71H241ZM245 70H248V69H246L245 68ZM245 70H243V71H245ZM251 70H250V72H251ZM197 71V70H196ZM211 71H214V70H211ZM209 72L208 73V75L207 76H201L202 77V82H205L206 84H208V83H210V79H211V75L213 74V73H216V71L215 72ZM242 71V72H243ZM249 71V70H248ZM42 71H40V73L39 74H42L41 73ZM46 72V71H45ZM62 72V73H63ZM200 72H204V71H200ZM206 72V71H205ZM252 72H253V70H252ZM102 73V72H101ZM150 73V72H149ZM163 73H165V71L163 72ZM185 73V72H184ZM216 73V74H217ZM238 73V72H237ZM246 73V72H245ZM254 73H255V70H254ZM45 74V73H44ZM153 74V73H152ZM182 74H183V72H182ZM190 74H194V73H191L190 72ZM203 74V73H202ZM215 74V75H216ZM253 74V73H252ZM259 74V73H258ZM260 74H262V73H260ZM63 75V74H62ZM147 75V74H146ZM244 75V74H243ZM242 75V76H243ZM256 75V74H255ZM15 76H17L16 78H15ZM39 76H41V75H39ZM43 76V75H42ZM66 76H69V75H66ZM149 76V75H148ZM164 76V75H163ZM189 75H187V77H188ZM195 76V75H194ZM217 76V75H216ZM236 76H238V74L236 75ZM50 77V78H49ZM53 77V76H52ZM100 77V76H99ZM166 77H168V76H166ZM190 77H191V75H190ZM197 78L199 77V76H196ZM205 79H204V78ZM219 77V76H218ZM230 77H232V76H230ZM253 77H254V75H253ZM257 77H258V75H257ZM40 78V77H39ZM66 78V77H65ZM64 78V79H65ZM163 78V77H162ZM181 78H182V75H181ZM193 78V77H192ZM214 78V77H213ZM224 78H222V79H224ZM234 78V77H233ZM237 78V77H236ZM239 78H242V77H239ZM244 78V77H243ZM263 78V77H262ZM41 79V78H40ZM57 79V78H56ZM62 78H60V80H61ZM177 79V78H176ZM185 79V78H184ZM229 79V78H228ZM231 79V78H230ZM264 79V78H263ZM51 80H52V78H51ZM55 80V79H54ZM188 80H190L189 78H188ZM194 80V79H193ZM200 80V79H199ZM204 80V81H203ZM233 80H235V78L234 79H232V81L231 82H233ZM237 80V79H236ZM247 80V79H246ZM252 80V79H251ZM53 81V80H52ZM62 81H64L63 79H62ZM102 81V80H101ZM164 81V80H163ZM162 81V82H163ZM229 81V80H228ZM254 81H255V79H254ZM254 81H252V82H254ZM257 81V80H256ZM79 82V81H78ZM162 82H161V84H162ZM191 82V81H190ZM197 82V81H196ZM216 82V81H215ZM247 82V81H246ZM249 82V81H248ZM62 83V82H61ZM64 83V82H63ZM62 83V84H63ZM75 83H77V82H75ZM102 83H103V81H102ZM102 83H98L100 86L98 87V86H96L97 87V89H98V92L97 91H95L97 94L99 93V95H98V99H100L101 97H103L104 98V88H103V84ZM199 83V82H198ZM221 83V82H220ZM256 83H258V81L256 82ZM262 83H264V82H262ZM53 84V83H52ZM65 84V83H64ZM70 84V83H69ZM168 84V83H167ZM166 83H164L163 84V87H165L166 85H167ZM170 84V83H169ZM188 85H189V83H187ZM201 84V83H200ZM204 84V83H203ZM205 84V85H206ZM213 84V83H212ZM217 84V83H216ZM216 84L214 85V86H216ZM232 84V83H231ZM236 84H238V83H236ZM235 84V85H236ZM240 84L241 83H239V87H240ZM247 84V83H246ZM45 85H47V84H45ZM68 85V84H67ZM73 85V84H72ZM171 85V84H170ZM174 85V84H173ZM172 85V86H173ZM178 85V84H177ZM243 85V84H242ZM257 85V84H256ZM69 86V85H68ZM77 86V87H76ZM158 86V85H157ZM175 86V85H174ZM189 86H191V85H189ZM189 86H188V88H186V90L188 89L189 91H190V89H189ZM207 86H209V84L207 85ZM211 86V85H210ZM233 86V85H232ZM237 86V87H238ZM244 86V85H243ZM243 86H242V88H243ZM246 86V85H245ZM258 86V85H257ZM158 87H160V86H158ZM170 87V86H169ZM201 87H206V86H201ZM233 87H236V86H233ZM232 87V88H233ZM237 87H236V89H234L235 91L237 90L238 91V89H240V88H238L237 89ZM259 87V86H258ZM172 88V87H171ZM181 88V87H180ZM193 88V87H192ZM195 88V87H194ZM203 88H202V90H203ZM207 88H209V87H207ZM232 88H231V91H232ZM256 88V87H255ZM260 88H261V86H260ZM156 89H157V87H156ZM159 89V88H158ZM173 89V88H172ZM184 89V88H183ZM225 84H224V86L223 85H220L219 87H218V90H217V93H216V91H215V93H212V95H211V93H210V91L208 92L210 95H211V97L210 98H208V99H210V101L209 100H207V101H209V105H210V107L211 106H213L215 103H217L216 102V97L218 96L217 94L218 93H222L223 91H225ZM246 89V88H245ZM167 90H170V89H167ZM187 90V91H188ZM213 90H215V89H213ZM212 90V92H214ZM256 90V89H255ZM255 90H254V92H255ZM68 91V92H67ZM71 91H73V90H71ZM74 91H76V89L74 90ZM73 91V92H74ZM154 91H155V89H154ZM159 91V90H158ZM171 91V90H170ZM175 91V90H174ZM188 91V92H189ZM193 91V90H192ZM242 91V90H241ZM258 91H260L259 89H258ZM163 92V91H162ZM193 92H195V91H193ZM203 92H205V90L203 91ZM230 92V91H229ZM262 92H264V89L262 90ZM106 93V92H105ZM131 93V92H130ZM170 93V92H169ZM190 93H191V91H190ZM198 93V92H197ZM207 93V94H208ZM219 94V95H223V94ZM252 93H253V91H252ZM260 93H261V91H260ZM259 93V94H260ZM71 94H73L72 92H71ZM96 94V95H97ZM134 94V93H133ZM167 94V93H166ZM217 96H216V95ZM236 94H239V93H237L236 92ZM45 95V96H44ZM50 96V97H47L46 98V96ZM162 96H163V94H161ZM187 95H188V93H187ZM191 95V94H190ZM194 95V94H193ZM209 95V96H210ZM231 95V94H230ZM245 95V94H244ZM262 95L263 96H261V95H259V96H261V97H263V101H264V93H262ZM43 96L45 97V99L43 98ZM106 96V95H105ZM137 96V95H136ZM135 96V97H136ZM207 96V95H206ZM241 96H243V95H241ZM248 96V95H247ZM254 96H255V94H254ZM253 96V97H254ZM258 96V95H257ZM259 96H258V98H259ZM154 97V96H153ZM188 97V96H187ZM208 97V96H207ZM219 97V96H218ZM240 97V96H239ZM252 97V96H251ZM252 97V98H253ZM71 98V97H70ZM155 98V97H154ZM159 98V97H158ZM179 98V97H178ZM190 98V97H189ZM193 98L194 97H192L191 99H190V102L188 103V105H186V103H185V111L183 112V115H181L180 114V112H179V107L178 108H175V103H174V109H171V110H174V117H176V118H179L180 117V115H181V117L182 116H184V118L186 119L187 117L188 118H191L190 116H192V117H197L196 116V114L192 111V108H193ZM236 98V97H235ZM250 98V97H249ZM251 98V99H252ZM95 99V98H94ZM97 99V98H96ZM175 98H173V100H174ZM195 99V98H194ZM207 99V98H206ZM227 99V98H226ZM237 99V98H236ZM235 99V100H236ZM240 99V98H239ZM242 99V98H241ZM254 99V98H253ZM131 100V99H130ZM130 100H129V102H130ZM136 100V99H135ZM150 100V99H149ZM154 100V99H153ZM153 100L151 101L152 103H153ZM160 100V99H159ZM162 100V99H161ZM176 100V99H175ZM180 100V99H179ZM230 100V99H229ZM227 101V102H225V103H227L225 106H226V108H225V110L224 111H219L218 113H220L221 112V114H220V116H224L225 114H226V112H228L229 111V109L230 108H232V107H230L231 106V102L232 101ZM257 100H259L260 101V98L259 99H257ZM94 103H96V101H94V100H92ZM97 101H99V100H97ZM102 101V100H101ZM100 101V102H101ZM133 101V100H132ZM154 101H158V100H154ZM170 101V100H169ZM177 101H178V99H177ZM177 101H176V103H177ZM243 101V100H242ZM262 101V100H261ZM103 102V101H102ZM159 102L160 101H158L157 102V104H159ZM195 102V101H194ZM203 102H205V101H203ZM202 102V103H203ZM239 102V101H238ZM248 102V101H247ZM253 102V101H252ZM251 102V103H252ZM6 103V104H7ZM88 103V102H87ZM92 103V102H91ZM90 103V104H91ZM151 103V104H152ZM169 103V102H168ZM202 103H200V104H202ZM208 103V102H207ZM98 104L100 105L101 103H99L98 102ZM130 104V103H129ZM128 104V105H129ZM154 104V103H153ZM157 104H154V105H157ZM199 102H198V107H199ZM204 104V103H203ZM242 104V103H241ZM240 104V105H241ZM246 104V103H245ZM252 104H255V103H252ZM257 104H258V102H257ZM257 104H256V106H257ZM264 104V103H263ZM263 104H262V106H263ZM91 105H93V104H91ZM99 105H97V104H95L94 106L95 107H97V106H99ZM102 105V104H101ZM171 105V104H170ZM178 105V104H177ZM217 105H219V104H217ZM236 105V104H235ZM235 105H233V107L235 106ZM239 105V104H238ZM6 106V105H5ZM158 106V105H157ZM179 106V105H178ZM196 106V105H195ZM205 104L204 105H201L200 106V112H202V116H205L206 115V113L208 114L207 116H209V112L211 111V108L209 107V109H208V106H206L207 107V109L208 110H204L205 109ZM215 106V105H214ZM253 106V105H252ZM261 106V107H262ZM85 107V106H84ZM86 107H89V106H87L86 105ZM91 107V106H90ZM89 107V108H90ZM121 107V106H120ZM197 107V108H198ZM259 107H260V105H259ZM10 108V111L12 110ZM92 108H94V107H92ZM98 108V109H97ZM96 109L97 110H99L100 108L99 107H97ZM155 108H157L156 106L154 107V109ZM159 108V107H158ZM169 108V107H168ZM167 108V109H168ZM173 108V107H172ZM240 108V107H239ZM254 108V107H253ZM262 108H264V107H262ZM261 108V109H262ZM3 109H5V108H3ZM6 109H8V108H6ZM67 109H68V111H67ZM95 109V110H96ZM123 109V108H122ZM153 109V110H154ZM169 109V110H170ZM184 109V108H183ZM199 109V108H198ZM233 109V108H232ZM241 109V108H240ZM13 110H12V112H13ZM91 110V108L89 109V111ZM93 110V109H92ZM95 110L93 111V112H95ZM120 110H121V108H120ZM170 110V111H171ZM194 110V109H193ZM220 110H222V109H220ZM256 110H257V108H256ZM259 111H260V108L258 109ZM263 111H264V109H262ZM82 111H83V109H82ZM118 111H119V109H118ZM155 111H157V110H155ZM183 111V110H182ZM199 111V110H198ZM258 111V112H259ZM262 111V112H263ZM58 112V113H57ZM161 112V111H160ZM238 112V111H237ZM258 112H256V114H258ZM4 113V112H3ZM2 113V114H3ZM5 113H6V115L8 114V112H6L5 111ZM10 113V112H9ZM91 113H92V111H91ZM155 113V112H154ZM153 113V114H154ZM254 113V112H253ZM253 113H252V115H253ZM264 113V112H263ZM89 114V113H88ZM157 114V113H156ZM156 114H154L153 116H155ZM171 115H173L172 113H170ZM211 114V113H210ZM229 114V113H228ZM262 114V113H261ZM260 114V115H261ZM6 115H2V116H6ZM23 115V114H22ZM57 115H58V117H57ZM231 115V114H230ZM249 115V114H248ZM26 117H27V115H25ZM92 116V117H91ZM104 116H106V115H104ZM157 116V115H156ZM155 116V117H156ZM199 116H201V115H199ZM206 116V117H207ZM264 116V115H263ZM31 117V118H32ZM155 117H153V119H155ZM157 117H160L159 115L157 116ZM156 117V118H157ZM168 117V116H167ZM173 117V118H174ZM225 117V116H224ZM229 117V116H228ZM6 118V117H5ZM12 119H13V117H11ZM24 118V117H23ZM28 118V117H27ZM141 118V117H140ZM169 118H171V117H169ZM184 118L183 119H180V120H182V122L184 121ZM187 118V119H188ZM221 118V117H220ZM248 118H249V116H248ZM260 118V117H259ZM264 118V117H263ZM26 119V118H25ZM25 119H23V121L25 120ZM142 119V118H141ZM168 119V118H167ZM166 119V120H167ZM222 119V118H221ZM253 119V118H252ZM18 120H20V119H18ZM140 119H138V121H139ZM148 120H150V119H148ZM148 120L146 121V125H147V123H148ZM158 120V119H157ZM173 120V119H172ZM172 120H168L169 122L171 121V123H172ZM197 120V119H196ZM195 120V121H196ZM207 120V119H206ZM257 120V119H256ZM8 121H9V118H8ZM11 121V120H10ZM9 121V122H10ZM13 121H15V119L13 120ZM22 121V122H23ZM26 121H28V119L26 120ZM31 121V120H30ZM29 121V122H30ZM115 121V120H114ZM144 121V120H143ZM167 121V123L169 124V125H172V124H170L169 122ZM175 121H176V119H175ZM195 121H193V122H195ZM255 121V120H254ZM260 121V120H259ZM5 122H7L6 120L4 121V123L3 124H7V123H5ZM17 122V121H16ZM16 122H14L15 123V125H16ZM32 122V121H31ZM33 122H35V121H33ZM149 122H151V121H149ZM179 122V121H178ZM178 122H177V124H178ZM186 122V121H185ZM210 122V121H209ZM25 122H23V124H24ZM27 123V122H26ZM25 123V124H26ZM36 123V122H35ZM34 123V124H35ZM37 123V124H38ZM114 123V122H113ZM111 124V125H113L114 126V124ZM129 123V122H128ZM138 123V122H137ZM174 123V122H173ZM176 123V122H175ZM217 123V121L215 122V124ZM254 123V122H253ZM257 123H259V122H257ZM260 123H261V121H260ZM8 124H10V123H8ZM149 124V123H148ZM151 124V123H150ZM219 124H221V123H219ZM249 124V123H248ZM36 125V124H35ZM35 125L33 126V124H32V127H35ZM52 125H53V123H52ZM52 125H49V127L50 126H52ZM127 125V124H126ZM166 125V124H165ZM213 125V124H212ZM224 125V124H223ZM222 125V126H223ZM252 125V124H251ZM259 125V124H258ZM261 125H263L262 123H261ZM3 126V125H2ZM8 128L11 126V124L10 125H6ZM26 126V125H25ZM43 126V125H42ZM46 126V125H45ZM112 126V127H113ZM121 126H123V127H121ZM168 126V125H167ZM198 126H199V124H198ZM15 126H13V129H15L14 128ZM31 127V128H32ZM39 127V126H38ZM47 127H48V125H47ZM47 127L45 128V129H47ZM48 127V128H49ZM127 127V126H126ZM177 127V126H176ZM209 127V126H208ZM214 127H215V125H214ZM218 127V126H217ZM249 127H250V125H249ZM248 127V128H249ZM255 127V126H254ZM258 127V126H257ZM260 127V126H259ZM29 128H30V126H29ZM36 128H37V125H36ZM52 128V127H51ZM145 128V129H144ZM164 128H166V127H164ZM263 128H264V126H263ZM5 129V128H4ZM26 129H27V127H26ZM130 129V128H129ZM175 129V128H174ZM39 130H41V128L39 129ZM43 130V129H42ZM41 130V131H42ZM112 130H110L109 129V132L110 131H112ZM125 130H128V128L126 129L125 128ZM144 130H145V133L143 134V132H144ZM173 130V129H172ZM213 130V129H212ZM250 130H251V128H250ZM256 130V128L255 129H253V131L252 132H254ZM259 130H260V128H259ZM5 131V130H4ZM9 131V130H8ZM11 131H12V128H11ZM10 131V132H11ZM15 131V130H14ZM44 132H46L45 130H43ZM48 131V130H47ZM54 131V132H55ZM134 131V132H135ZM165 130H163L162 132H164ZM167 131H169V130H166L165 132V135L167 134V133H169V132H167ZM217 131V130H216ZM261 131V130H260ZM10 132H8L9 133V135H10ZM40 132V131H39ZM38 132V133H39ZM122 132V133H121ZM40 133H43V132H40ZM47 133V132H46ZM125 133H126V131H125ZM259 133V132H258ZM2 134V133H1ZM5 134H7V133H5ZM13 134V133H12ZM11 134V135H12ZM48 134V133H47ZM46 134V135H47ZM56 133H54L53 135H55ZM129 134V133H128ZM248 134H250V135H252L250 132L248 133ZM3 135L4 134H2V137H3ZM43 136H42V139H43V137H45L44 136V134H42ZM51 135H52V132H51ZM110 135H111V133H110ZM148 135V134H147ZM164 134H163V136H165ZM167 135H169V134H167ZM166 135V136H167ZM171 135V134H170ZM263 135V134H262ZM5 136V135H4ZM49 136V135H48ZM47 136V137H48ZM57 135H55L54 137H56ZM154 136V135H153ZM152 136V137H153ZM158 136V135H157ZM160 136V135H159ZM253 136H254V133H253ZM257 136V135H256ZM1 137V138H2ZM6 137V136H5ZM8 137V136H7ZM129 137V136H128ZM206 137V136H205ZM241 137V136H240ZM263 137H264V135H263ZM46 138V137H45ZM44 138V139H45ZM53 137H48V138H46V139H52ZM56 138H58V136L56 137ZM55 138V139H56ZM59 138V139H60ZM126 138V137H125ZM62 139H60V141L62 140ZM149 139H150V137H149ZM242 139V138H241ZM246 139V138H245ZM58 140V139H57ZM165 140V139H164ZM240 140V139H239ZM252 140V139H251ZM255 140V139H254ZM45 141H49V140H45ZM51 141V140H50ZM59 141V142H60ZM63 141V140H62ZM76 141L74 142L75 144H76ZM113 141V142H112ZM151 141V142H152ZM73 142V141H72ZM168 142V141H167ZM204 142V141H203ZM263 142H264V140H263ZM263 142L261 143V142H259L260 143V145H262L263 144ZM3 143V142H2ZM52 143V142H51ZM62 143V145H64L63 144V142H61ZM66 143V142H65ZM67 143H68V141H67ZM246 143H248V140L246 141ZM46 143H44V145H45ZM47 144H48V142H47ZM69 144H70V142H69ZM205 144V143H204ZM253 144V143H252ZM255 144V143H254ZM72 145V144H71ZM168 145V144H167ZM195 145V144H194ZM202 145V144H201ZM250 145H251V143H250ZM259 145V146H260ZM47 146V145H46ZM46 146H45V148H46ZM50 146V145H49ZM48 146V147H49ZM199 146V145H198ZM248 146H249V144H248ZM259 146H257V147H259ZM263 147V156H264V145H262ZM65 147V146H64ZM166 147V146H165ZM173 147V146H172ZM253 147H254V145H253ZM257 147H255L256 149H257ZM5 148V147H4ZM3 148V149H4ZM8 148V147H7ZM12 148V147H11ZM11 148H9V149H11ZM66 148V147H65ZM64 148V149H65ZM161 148V147H160ZM174 148H176V147H174ZM186 148V150L184 151V152H182L181 153V155L180 156H178V158H180L181 157V159H179V160H181L182 162L183 161H185L186 160V158L188 157V154L189 153H187L188 152V149L190 148L188 145L185 147ZM199 148V147H198ZM207 148V147H206ZM261 148V147H260ZM8 149V150H9ZM13 149V148H12ZM171 149H173V148H171ZM184 149V148H183ZM252 149H254V148H252ZM255 149V150H256ZM6 150V149H5ZM46 150V149H45ZM162 150V149H161ZM166 150V149H165ZM180 150V149H179ZM190 150V149H189ZM204 150V149H203ZM261 150V149H260ZM47 151H48V154H49V151L50 150H48V148H47V150H46V154H47ZM163 151V150H162ZM254 151V150H253ZM257 151V150H256ZM13 152V151H12ZM15 152V151H14ZM45 152V151H44ZM166 152H168L167 150H166ZM165 151H163V152H161L162 154H161V156H163L164 158L167 156V153H166ZM171 152V153H170ZM200 152V151H199ZM204 152V151H203ZM252 152V151H251ZM259 152V151H258ZM65 154H66V152H64ZM169 153H170V155H168L166 158H170L171 159V161L169 160V162H174V164L178 161V162H180L179 160H177V158H176V156H175V151H169ZM255 153V152H254ZM261 153H262V151H261ZM15 154V153H14ZM18 155H19V153H17ZM156 155V152H154L153 153V155ZM179 154H180V151H179ZM49 155H51V154H49ZM53 155V154H52ZM251 155V154H250ZM252 155H254V154H252ZM262 154H260V156H261ZM11 156L12 155H8V153H7V151H4V150H2V149H0V177L2 176V175H6V177L5 178H2V179H4V182H3V184H4V187L3 188H7V190L9 189L10 191H12L11 193H15L16 195H18L19 197H25V196H28L29 195V193H30V191H32L33 190V192H35V190H37L38 189V186L39 185H43V184H41L42 182H40V180H39V182H40V184L39 185H37L35 182H33L32 181V179H31V176H29L30 174H32L31 172H28V170L26 171V170H23L22 168H20V167H22V164H21V166L19 167L18 165H16L15 163H14V161H13V157L11 158ZM17 156V155H16ZM65 156V155H64ZM67 156V155H66ZM65 156V157H66ZM157 156V155H156ZM255 156V155H254ZM262 156V157H263ZM60 157V156H59ZM68 157V156H67ZM132 157V156H131ZM139 157V156H138ZM155 157V156H154ZM261 157V158H262ZM19 158H20V155H19ZM56 158V157H55ZM64 158V157H63ZM132 158H134V156L132 157ZM166 158H165V160H166ZM250 158V157H249ZM259 158V157H258ZM66 159V158H65ZM140 159V158H139ZM161 159V158H160ZM214 159V158H213ZM240 159V158H239ZM15 160V159H14ZM19 160H22V158H20ZM67 160V159H66ZM65 160V161H66ZM134 160V159H133ZM177 160V161H176ZM216 160V159H215ZM214 160V161H215ZM227 160V159H226ZM244 160V159H243ZM247 160V159H246ZM245 160V162L247 163V161ZM251 160V159H250ZM249 160V161H250ZM259 160V159H258ZM263 160H264V158H263ZM17 161V160H16ZM64 161V160H63ZM236 161V160H235ZM242 161V160H241ZM254 161V160H253ZM24 162V161H23ZM22 162V163H23ZM130 162V161H129ZM132 162V161H131ZM140 162L141 161H139L138 163L140 164ZM181 162V163H182ZM244 162V161H243ZM263 162V161H262ZM16 163H20V162H16ZM138 163H137V166H138ZM145 163V162H144ZM180 163V164H181ZM185 163V162H184ZM223 163H224V159L223 158H218L217 159V161H216V166H218V167H221L222 165H223ZM236 163H238V162H236ZM260 163V162H259ZM177 164V163H176ZM180 164H177V165H179L180 167L182 166V165H180ZM189 164V163H188ZM188 164H187V166H188ZM261 164V163H260ZM264 164V163H263ZM262 164V165H263ZM25 165V164H24ZM24 165H23V167H24ZM130 165H131V163H130ZM141 165H142V163H141ZM139 165L138 167L136 166V169H135V174L137 175V174H141V172H142V175H144V173H145V168H144V170L142 169V166L144 167V165ZM147 165V164H146ZM176 165V166H177ZM197 165V164H196ZM195 165V166H196ZM231 166H232V164H230ZM230 165H228V167L226 168V166L224 167L225 169L220 173L218 170V172L215 174V178L212 176V178L213 179H215L214 181V183H213V180H212V183L214 184V186L216 187V186H218V185H220L219 183L221 182V180H223V179H225V178H231L232 179V177L233 178H235V175L236 174H238V169L235 167V166H233V167H230ZM253 165H254V163H253ZM261 165V167H263ZM26 166V165H25ZM132 166V165H131ZM175 166V167H176ZM179 166H177V167H179ZM189 166H191V165H189ZM195 166L193 167V168H195ZM26 167H28V166H26ZM82 167V166H81ZM134 167V166H133ZM146 167V166H145ZM212 167H214V166H212ZM135 168V167H134ZM134 168H128V170H130V171H132V169L134 170ZM192 168V169H193ZM215 168V167H214ZM26 169V168H25ZM28 169V168H27ZM87 169V170H88ZM126 169V170H125ZM182 169H184L185 170V168H183L182 167ZM191 169V170H192ZM216 169H218V168H216ZM220 169V168H219ZM247 169H249V166H248V168H243V170H246L247 171ZM143 170V171H142ZM188 167H187V170H185L184 171V173L187 171L188 173L187 174H189L190 176L187 178V181H186V183H189V182H191V183H193L194 184V182H195V180H196V178H198V177H204L205 179L207 178V177H209V176H207V177H205L204 175L205 174H208L209 172H207V165L206 164H204V161H203V164L201 163V165H200V167H196L195 169H193L192 171H191ZM212 170V171H211ZM210 171H211V173L214 171L213 169H211ZM30 171V170H29ZM183 171V170H182ZM191 171V172H190ZM220 171H221V169H220ZM254 171V170H253ZM260 171H263V170H260ZM259 171V172H260ZM26 172H28V173H26ZM34 172V171H33ZM94 172V173H95ZM133 172V171H132ZM132 172H130V173H132ZM144 172V173H143ZM207 172V173H206ZM264 172V171H263ZM30 173V174H29ZM129 173V172H128ZM210 173V174H211ZM215 173V172H214ZM29 174V175H28ZM96 174V173H95ZM125 174V175H126ZM140 174H139V176H140ZM148 174V173H147ZM240 174V173H239ZM34 175H37V174H34ZM101 175V176H102ZM140 176V178H142L143 176ZM146 175V174H145ZM185 175H186V173H185ZM212 175H214L213 173H212ZM260 175V174H259ZM16 177V179H17V181H16V179H13V177ZM123 176H124V174H123ZM135 176V175H134ZM147 176V175H146ZM238 176V175H237ZM236 176V177H237ZM241 176V175H240ZM239 176V177H240ZM263 175L261 174V176H259V177H261L262 179H263V177H262ZM38 178H40L39 176H37ZM37 177H36V179H37ZM100 177V176H99ZM136 177H138V175L136 176ZM243 177V176H242ZM33 179H34V176L32 177ZM103 178V177H102ZM101 177H100V179H102ZM261 178H260V180H261ZM104 179H103V181H104ZM120 179V178H119ZM188 179H189V182H188ZM35 180V179H34ZM200 180V179H199ZM37 181V180H36ZM102 181V180H101ZM102 181V182H103ZM104 181V182H105ZM116 181V180H115ZM204 181V180H203ZM224 181V180H223ZM225 182V181H224ZM1 183V182H0ZM105 183V184H106ZM114 183V182H113ZM197 183V182H196ZM262 183H264L263 181H262ZM190 184V183H189ZM193 184H190L191 185V187L192 186H194ZM216 184V185H215ZM260 184H261V182H260ZM262 185V184H261ZM264 185V184H263ZM232 186V185H231ZM40 187V186H39ZM219 187V186H218ZM264 187V186H263ZM218 189V188H217ZM39 191V190H38ZM263 191V190H262ZM261 191V192H262ZM10 193V192H9ZM261 195H263V194H261ZM251 196V195H250ZM257 197H260V196H257ZM264 197V196H263ZM64 198V197H63ZM62 198V199H63ZM172 198H174V196L172 197ZM172 198H170L171 200H173ZM253 198V197H252ZM261 198H262V196H261ZM261 198H259V199H261ZM60 199H61V197H60ZM62 199H61V202H63L62 201ZM170 199H168V200H170ZM258 199V198H257ZM64 200V199H63ZM249 200H252V199H249ZM248 200V201H249ZM65 201H66V198H65ZM64 201V202H65ZM165 201H166V199H165ZM241 201V200H240ZM243 201V200H242ZM242 201L241 202H239V203H242ZM260 200H258V201H254V202H250L249 203V206H248V209H246V210H248L247 211V213L244 215V216H242L241 215V213H240V208H238V207H236L237 205H235L234 203V206H235V210H234V212H233V214H232V217H233V219L231 220V222L229 221V220H224V219H219L218 221L217 220H214V219H212L213 221V224H212V226L210 227V225L209 226H207L206 225V227H210V228H207L208 229V232H212L211 234L214 236V238H224L225 236H228L229 237V242H227V243H229L230 244V246H243V247H249L248 248V250L249 249H251V247H255L256 248V246H258L259 245V247H264V246H260V244L262 243V242H264V237H262V236H260L261 234V231H260V235H254V238L252 237V239L251 240H249V238L247 239L246 237H249V236H246V237H244V230H245V228L246 227H249V226H251L253 223H254V221H256L257 219H259L260 218V220L262 219H264V202L262 201H260ZM60 202V201H59ZM236 202V201H235ZM168 202H166L165 204H167ZM245 202H243V204H244ZM168 204H171V203H168ZM173 204V203H172ZM232 204V205H233ZM240 205H242V204H240ZM228 207H229V205H227ZM230 206H231V204H230ZM234 206H233V209H234ZM247 206V205H246ZM228 207H226V208H228ZM243 208H244V206H243ZM215 209H217V208H215ZM232 209V210H233ZM216 211H218V212H220L221 213V211L220 210H216ZM224 211V210H223ZM217 213V212H216ZM219 215V214H218ZM223 215V214H222ZM213 217V216H212ZM219 217V216H218ZM228 217V216H227ZM171 218V217H170ZM166 219H167V217H166ZM173 219V218H172ZM218 219V218H217ZM165 220V219H164ZM168 220H170V219H168ZM211 221V220H210ZM174 222H175V220H174ZM173 222V220H172V222H171V224H173L174 223ZM258 222V221H257ZM257 222H255L256 224H258L259 225V223L260 224H262L261 222H259V223H257ZM167 223V222H166ZM169 223H170V221H169ZM168 223V224H169ZM176 223H177V220H176ZM211 223V222H210ZM263 223H264V220H263ZM35 224H38V223H36L35 222ZM170 224V225H171ZM31 225H33V224H31ZM30 225V226H31ZM29 226V225H28ZM29 226V227H30ZM172 226V228H173V226H174V224L173 225H171ZM171 226H170V229H169V231L170 230H172V228H171ZM262 226V225H261ZM264 226V225H263ZM38 227V226H37ZM164 227V226H163ZM257 227H259V226H257L256 225V228ZM26 228H28V227H26ZM39 228V227H38ZM38 228H36V229H38ZM165 228H167V226L165 227ZM176 227H174V229H175ZM251 228V227H250ZM252 228H253V225H252ZM10 229V228H9ZM31 230H32V228H30ZM29 229V230H30ZM40 229H42L41 228V226H40ZM172 230L173 231V233H174V231H176V229L175 230ZM211 229V230H210ZM261 229H262V227H261ZM2 229H0V231H1ZM12 230V229H11ZM35 230V229H34ZM33 230V231H34ZM61 230V229H60ZM59 230V231H60ZM71 230V229H70ZM168 230V229H167ZM25 231V230H24ZM32 231V232H33ZM38 230H36V232H37ZM65 231V230H64ZM72 231V230H71ZM70 231V232H71ZM251 231V230H250ZM255 231H258V230H256L255 229ZM255 231H253V232H255ZM3 232H4V230H3ZM2 232V233H3ZM6 232V231H5ZM11 232H14L13 230L11 231ZM28 232V231H27ZM26 232V233H27ZM31 232V233H32ZM39 232V231H38ZM40 232H41V230H40ZM166 232V231H165ZM247 232V231H246ZM252 232V233H253ZM263 232H264V230H263ZM1 233V232H0ZM9 234H10V232H8ZM15 233V232H14ZM14 233H11V234H14ZM25 233V234H26ZM34 233V232H33ZM58 233V232H57ZM59 233H61L62 234V230H61V232H59ZM74 233V232H73ZM167 233V232H166ZM169 233V232H168ZM167 233V234H168ZM251 233V234H252ZM15 234H17V233H15ZM71 234H72V232H71ZM175 234V233H174ZM246 234V233H245ZM250 234V233H249ZM264 234V233H263ZM1 236L3 235L4 236V234H0ZM8 235V234H7ZM26 235H28V234H26ZM35 235V234H34ZM73 235V234H72ZM71 235V236H72ZM6 236V235H5ZM15 236V235H14ZM31 236V235H30ZM36 236L38 237L39 235L38 234H36ZM35 236V237H36ZM165 236H166V234H165ZM167 236H169V235H167ZM175 236H177V237H179L180 238V235L178 234V235H175ZM9 237V236H8ZM17 237V236H16ZM27 237H29V236H27ZM176 237V238H177ZM9 238H11V236L9 237ZM13 238V237H12ZM18 238V237H17ZM16 238V239H17ZM20 238V237H19ZM32 238H33V236H32ZM165 238V237H164ZM222 238V239H223ZM3 238H1L0 239V242H2L3 240H2ZM7 240V238L5 237L4 238V240ZM77 239V238H76ZM178 239V238H177ZM228 239V238H227ZM2 240V241H1ZM93 239H91L90 241L92 242V243H90V241H86L88 244H90L89 246H91V248L92 247H94L95 249H96V251H97V248L96 247H98L97 245V241H96V243H93V241H92ZM94 240H96V238L94 239ZM171 240V239H170ZM11 241V240H10ZM172 241V240H171ZM170 241V242H171ZM175 241H177V240H175ZM224 241V240H223ZM4 242V241H3ZM6 242V241H5ZM4 242V243H5ZM79 243V242H78ZM86 243V244H87ZM100 243V242H99ZM104 243V242H103ZM173 243V242H172ZM105 244V243H104ZM157 244V243H156ZM159 244H161V243H159ZM171 244V243H170ZM75 245V244H74ZM158 245V244H157ZM163 245H164V243H163ZM180 245V244H179ZM178 245V246H179ZM227 245V244H226ZM263 245V244H262ZM170 246V245H169ZM172 246V245H171ZM174 247H175V245H173ZM228 246V245H227ZM107 247V246H106ZM156 247V246H155ZM160 247V246H159ZM166 247V246H165ZM164 247V248H165ZM173 247V248H174ZM0 248H2V247H0ZM93 248V249H94ZM100 248V247H99ZM161 248H163V247H161ZM160 248V249H161ZM168 248V247H167ZM176 248H178V247H176ZM230 248H232V247H229V249ZM239 248V247H238ZM94 249V250H95ZM109 249V248H108ZM159 249V248H158ZM157 249V250H158ZM159 249V250H160ZM17 250V249H16ZM16 250H15V252H16ZM90 250V249H89ZM102 250V249H101ZM107 250V249H106ZM153 250V249H152ZM162 250V249H161ZM168 250V249H167ZM175 250V249H174ZM237 250H239V249H237ZM246 250V249H245ZM258 250H261V249H259L258 248ZM263 250V249H262ZM3 251V250H2ZM10 251V250H9ZM12 251V250H11ZM169 251V250H168ZM230 251H232V249L230 250ZM264 251V250H263ZM19 252H21V251H19ZM98 252H100V251H98ZM106 252V251H105ZM157 252V251H156ZM159 252V251H158ZM167 252V251H166ZM166 252H164V253H166ZM240 252H241V250H240ZM242 252H243V249H242ZM248 252V251H247ZM251 252V251H250ZM11 252H9V253H6V251H5V254H2V253H0V264H17L18 263V258L16 257V256H13L12 254H10ZM92 253H93V251H92ZM95 253V252H94ZM97 253V252H96ZM154 253V252H153ZM174 253V252H173ZM260 253H262V251L260 252ZM22 254V253H21ZM99 254V253H98ZM109 254H111V253H109ZM176 254V253H175ZM17 255V254H16ZM22 255H24V254H22ZM159 255V254H158ZM157 255V256H158ZM166 255H168L167 253H166ZM169 255H171V254H169ZM204 255V254H203ZM261 255V254H260ZM20 256V255H19ZM18 256V257H19ZM25 256V255H24ZM23 256V257H24ZM95 256H96V254H95ZM111 256V255H110ZM162 256H164V255H162ZM162 256H159V257H156V260H160L162 263H166L165 261H168V258L166 259L165 257H162ZM217 256V255H216ZM22 257V256H21ZM22 257V258H23ZM103 257V256H102ZM139 257V256H138ZM152 257H153V255H152ZM172 257V256H171ZM174 257V256H173ZM177 257V256H176ZM223 257V256H222ZM224 257H225V255H224ZM262 257H263V254H262ZM96 258H97V256H96ZM106 258V257H105ZM142 258H144V257H142ZM154 258V257H153ZM205 258H207V257H205ZM214 258V257H213ZM221 258V257H220ZM226 258V257H225ZM264 258V257H263ZM20 259V258H19ZM110 258H108V260H109ZM197 259V258H196ZM195 259V260H196ZM204 259V258H203ZM210 259H211V257H210ZM217 259V258H216ZM223 259V258H222ZM25 260V259H24ZM136 260V259H135ZM143 260H146V259H143ZM149 260V259H148ZM147 260V261H148ZM180 260V259H179ZM197 260H199V258L197 259ZM214 260V259H213ZM226 260V259H225ZM224 260V261H225ZM227 260H228V258H227ZM29 261H32V260H29ZM28 260H27V262H29ZM95 261H97V260H95ZM103 261V260H102ZM133 261V260H132ZM141 261V260H140ZM150 261V262H149ZM148 262L149 263H147V264H152V261H151V258H150V260H149ZM155 261V260H154ZM172 261V260H171ZM171 261H169V262H171ZM177 261V260H176ZM205 261H206V259H205ZM216 261V260H215ZM220 261V260H219ZM22 262H24V261H22ZM26 262V261H25ZM24 262V263H25ZM33 262V261H32ZM180 262V261H179ZM184 262V261H183ZM190 262V261H189ZM189 262H188V264H189ZM23 263V264H24ZM110 263V262H109ZM138 263V262H137ZM143 263V262H142ZM181 263V262H180ZM206 263V262H205ZM204 263V264H205ZM210 263L212 264V262H211V260H210ZM38 264V263H37ZM39 264H42V262L41 263H39ZM43 264H44V262H43ZM108 264V263H107ZM123 264V263H122ZM127 264V263H126ZM140 264V263H139ZM143 264H145V261H144V263ZM154 264V263H153ZM159 264V263H158ZM172 264V263H171ZM186 264V263H185ZM194 264V263H193ZM207 264H209V263H207ZM215 264H218V263H215ZM230 264V263H229Z\"/></svg>",
	"mask_w": 264,
	"mask_h": 264
},
{
	"label": "crops",
	"instance_id": "0c3cea01",
	"mask_svg": "<svg viewBox=\"0 0 264 264\" xmlns=\"http://www.w3.org/2000/svg\"><path fill=\"white\" fill-rule=\"evenodd\" d=\"M6 175H2L0 177V197L3 198V199H6V200H16V199H19V196L16 195L15 193H11L12 191H10L9 189L7 190V188H3L4 187V179L2 178H5ZM3 186V187H2ZM10 192V193H9ZM29 195H32V192L30 191Z\"/></svg>",
	"mask_w": 264,
	"mask_h": 264
}]
</instances>
